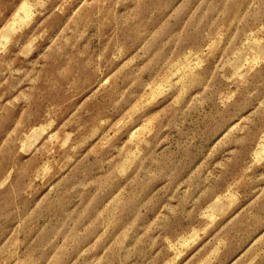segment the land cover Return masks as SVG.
Returning <instances> with one entry per match:
<instances>
[{
  "label": "rangeland",
  "instance_id": "1",
  "mask_svg": "<svg viewBox=\"0 0 264 264\" xmlns=\"http://www.w3.org/2000/svg\"><path fill=\"white\" fill-rule=\"evenodd\" d=\"M261 100L264 0H0V264H264Z\"/></svg>",
  "mask_w": 264,
  "mask_h": 264
},
{
  "label": "clouds",
  "instance_id": "2",
  "mask_svg": "<svg viewBox=\"0 0 264 264\" xmlns=\"http://www.w3.org/2000/svg\"><path fill=\"white\" fill-rule=\"evenodd\" d=\"M41 2L43 3V0H41ZM45 7H46V5H45ZM28 27H31V24H29ZM24 42L25 41L23 39L20 40V44L21 45H23ZM259 103H260L261 107H264V100H261ZM249 126L250 127H255V122L254 121H249ZM243 134L247 135V131H245ZM260 137H264V128L257 129V138H260Z\"/></svg>",
  "mask_w": 264,
  "mask_h": 264
},
{
  "label": "bare ground",
  "instance_id": "3",
  "mask_svg": "<svg viewBox=\"0 0 264 264\" xmlns=\"http://www.w3.org/2000/svg\"><path fill=\"white\" fill-rule=\"evenodd\" d=\"M24 8L26 9V8H28V7H26V6H24ZM23 9V8H22ZM26 11V10H25ZM26 14H29V13H27V12H25Z\"/></svg>",
  "mask_w": 264,
  "mask_h": 264
}]
</instances>
